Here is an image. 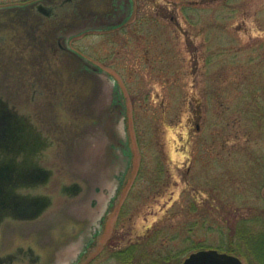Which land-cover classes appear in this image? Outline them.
Returning <instances> with one entry per match:
<instances>
[{"label":"rangeland","instance_id":"1","mask_svg":"<svg viewBox=\"0 0 264 264\" xmlns=\"http://www.w3.org/2000/svg\"><path fill=\"white\" fill-rule=\"evenodd\" d=\"M106 4L95 14L117 12L122 24L129 0ZM133 4L121 27L54 28L32 13L17 29L0 23V95L53 142L39 160L56 168L51 211L62 204L61 180L84 185L68 218L72 242L48 264H119L105 248L158 223L218 249L231 222L264 209V0ZM81 6L75 17L91 9ZM194 198L210 211H191ZM179 201L187 211L164 219ZM205 212L216 226L190 222Z\"/></svg>","mask_w":264,"mask_h":264},{"label":"water","instance_id":"2","mask_svg":"<svg viewBox=\"0 0 264 264\" xmlns=\"http://www.w3.org/2000/svg\"><path fill=\"white\" fill-rule=\"evenodd\" d=\"M64 3L69 4L66 15L72 18V1ZM52 10L62 9L52 6ZM36 19L33 14L31 22ZM59 42L57 46L63 48ZM25 70L22 66L21 73ZM8 98L0 95V264H48V257L72 242L77 225H69L68 218L74 216L71 207L81 199L84 185L78 179L61 180L58 192L62 204L51 211L54 196L48 195L47 188L56 177V168L39 160L46 157L42 152L53 142L34 132L33 123L28 121L31 118L20 115ZM181 264L244 263L235 254L206 248L191 252Z\"/></svg>","mask_w":264,"mask_h":264},{"label":"trees","instance_id":"3","mask_svg":"<svg viewBox=\"0 0 264 264\" xmlns=\"http://www.w3.org/2000/svg\"><path fill=\"white\" fill-rule=\"evenodd\" d=\"M261 110L264 111V106ZM179 202L176 213L171 211L170 215L168 214L164 219L167 220L171 214L173 218L175 215L181 217L187 211L183 203ZM199 205L194 198L191 211L203 209L210 211L209 208ZM258 215L252 219H246L243 215L234 218L235 220L229 226V237L216 247L243 257L246 264H264V209ZM208 216L210 215L205 212L201 217L202 220L190 222L201 223L210 228L216 226ZM191 225L189 228L193 229ZM152 229L153 231H146L143 236L122 247L109 245L104 252L116 258L119 264H181L187 252L211 246L204 239L196 237L195 231H173L167 235L164 231H160L162 227L159 223Z\"/></svg>","mask_w":264,"mask_h":264},{"label":"flooded vegetation","instance_id":"4","mask_svg":"<svg viewBox=\"0 0 264 264\" xmlns=\"http://www.w3.org/2000/svg\"><path fill=\"white\" fill-rule=\"evenodd\" d=\"M70 2V0H64L63 2H59L55 5H45L42 3L38 4V0H14L13 3L11 4H6V5H1L0 6V11H2L3 13H5V17L0 18V23H8V26H15L16 27H20V26H26L29 24L30 22V14L33 13L36 15V20L37 22H41L43 17H47L49 19H46L49 22V25L52 27H58L60 24H67L70 27H82V26H86V27H106L109 26L111 23L114 24V20L118 18L119 14L117 12H113V13H109V14H95V10L99 11L100 7L103 5L105 7H108V5L106 4V0H76V1H80L82 4V8L85 7H91L90 10H83L82 12H80L77 16L75 17V15L72 16V18H69V15H66L67 12V8L69 6V4H65L64 2ZM72 1V5H75L74 0ZM37 2V3H36ZM130 5H129V14L126 15L123 19V22L125 24H127V22H129L127 20V17L130 15L131 12H133L134 10V4H133V0H129ZM104 3V4H103ZM157 5V4H156ZM155 5V7H156ZM52 6H56L62 10H60L59 12H54L52 10ZM154 7V9H155ZM153 8L151 10H154ZM169 10V6L168 9L166 11ZM156 14H158V10L155 9ZM17 13V14H15ZM83 13V14H82ZM86 13V14H84ZM43 14H45L46 16H43ZM18 16V18L15 16ZM83 17H87L85 20H83ZM152 21L153 20H157V15L152 14ZM173 16H171L172 18ZM127 20V21H126ZM168 21H173V19L168 20ZM122 22V24H123ZM172 23V22H171ZM111 24V25H112ZM122 24L118 23V24H114V26H123ZM121 25V26H120ZM113 26V27H114ZM60 44V42H59ZM58 47V46H57ZM60 48V47H59ZM62 49V48H61ZM119 93L118 90H115V93ZM111 112H113V110H111Z\"/></svg>","mask_w":264,"mask_h":264}]
</instances>
